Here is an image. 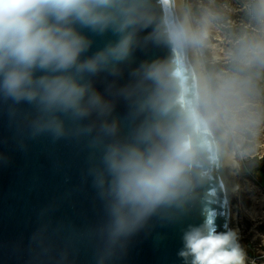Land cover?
<instances>
[{
	"label": "clouds",
	"instance_id": "1",
	"mask_svg": "<svg viewBox=\"0 0 264 264\" xmlns=\"http://www.w3.org/2000/svg\"><path fill=\"white\" fill-rule=\"evenodd\" d=\"M107 33L115 39L88 54L93 36ZM153 40L173 49L198 42L181 22H156L151 0H0V102L10 119L30 138L71 137L91 152L87 176L103 219L74 230L58 264H72L84 241L94 264H118L153 219L176 221L219 188L218 146L180 62L135 64L136 51ZM182 243L183 264H249L238 233L218 231L210 218L188 225Z\"/></svg>",
	"mask_w": 264,
	"mask_h": 264
},
{
	"label": "water",
	"instance_id": "2",
	"mask_svg": "<svg viewBox=\"0 0 264 264\" xmlns=\"http://www.w3.org/2000/svg\"><path fill=\"white\" fill-rule=\"evenodd\" d=\"M151 8L156 22L171 18L183 23L190 33L180 0H151ZM93 39L88 54L115 37L107 33ZM194 49L191 42L173 49L164 41H149L136 51L135 64L143 60L180 62L189 95L197 100L218 146L214 172L219 188L212 186L202 202L176 221L153 219L148 228L132 238L127 255L118 264H183L177 255L183 246V231L188 225H199L205 218L212 219L218 231L234 230L226 137L202 112L206 78L194 57ZM127 78L126 70L120 83ZM96 86L104 91L103 77L97 79ZM19 107L30 111L26 104ZM126 110L123 101L117 104V114L123 116ZM90 155L84 140L71 137L53 140L47 134L28 137L19 120L10 119L8 104L0 102V157H3L0 159V264H58V257L69 246L74 230L84 231L102 221L103 208L87 176ZM70 259L72 264H94L93 246L86 241L76 244Z\"/></svg>",
	"mask_w": 264,
	"mask_h": 264
},
{
	"label": "rangeland",
	"instance_id": "3",
	"mask_svg": "<svg viewBox=\"0 0 264 264\" xmlns=\"http://www.w3.org/2000/svg\"><path fill=\"white\" fill-rule=\"evenodd\" d=\"M260 3L264 7V0ZM251 6L248 0L183 1L207 81L202 112L225 134L224 147L235 153L239 164L232 194L233 226L248 259L264 264V74L248 76L238 68H264V19ZM210 67L212 76L207 73ZM230 131L236 133L241 154L228 140Z\"/></svg>",
	"mask_w": 264,
	"mask_h": 264
},
{
	"label": "bare ground",
	"instance_id": "4",
	"mask_svg": "<svg viewBox=\"0 0 264 264\" xmlns=\"http://www.w3.org/2000/svg\"><path fill=\"white\" fill-rule=\"evenodd\" d=\"M183 1L184 0H180V6L183 5ZM183 16H184V19L186 21L185 14H183ZM193 53H194V57H195L196 61H198V55H197L195 49H194V52ZM203 83H204V94L206 96L207 91H208L207 90V81L204 79ZM234 154L231 153V152H228L227 155H226L227 173H228V177L230 179V184H231L232 192H234V191L237 190V187H236V185L234 183V177H235L236 170H238L237 168L239 167V164L236 161ZM234 231H236L237 233L239 232V230L237 229L236 226L234 227Z\"/></svg>",
	"mask_w": 264,
	"mask_h": 264
},
{
	"label": "trees",
	"instance_id": "5",
	"mask_svg": "<svg viewBox=\"0 0 264 264\" xmlns=\"http://www.w3.org/2000/svg\"><path fill=\"white\" fill-rule=\"evenodd\" d=\"M248 3L250 5H252V9L253 11H255L256 14H258L259 16V19H264V13H262V10H261V7H260V4H259V1L258 0H248ZM240 69V71L245 74V75H248V76H253V75H257V74H264V68L262 69H258L256 67H252V68H244V67H238ZM207 73L212 76V67H210L208 70H207ZM211 87H212V90L215 88V81L212 80L211 81ZM262 91H264V89H262ZM213 95V94H212Z\"/></svg>",
	"mask_w": 264,
	"mask_h": 264
},
{
	"label": "built area",
	"instance_id": "6",
	"mask_svg": "<svg viewBox=\"0 0 264 264\" xmlns=\"http://www.w3.org/2000/svg\"><path fill=\"white\" fill-rule=\"evenodd\" d=\"M228 140L234 142V145L237 148V150L239 151V154H241V152H242L240 150L241 146L238 143H236V133L234 131H230V133L228 135ZM249 264H259V262L257 259H252V260H249Z\"/></svg>",
	"mask_w": 264,
	"mask_h": 264
},
{
	"label": "crops",
	"instance_id": "7",
	"mask_svg": "<svg viewBox=\"0 0 264 264\" xmlns=\"http://www.w3.org/2000/svg\"><path fill=\"white\" fill-rule=\"evenodd\" d=\"M259 1V4H260V7L262 8V10H264V7H262V5H261V3H260V0H258Z\"/></svg>",
	"mask_w": 264,
	"mask_h": 264
}]
</instances>
